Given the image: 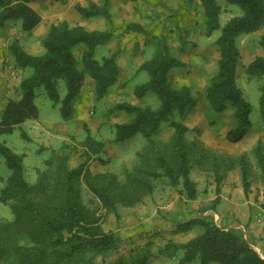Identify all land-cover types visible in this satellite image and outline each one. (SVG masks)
<instances>
[{"label": "rangeland", "instance_id": "1", "mask_svg": "<svg viewBox=\"0 0 264 264\" xmlns=\"http://www.w3.org/2000/svg\"><path fill=\"white\" fill-rule=\"evenodd\" d=\"M50 1L33 0L32 7L43 5L44 8L39 10L45 14V4L49 5ZM53 2L61 7L57 10L61 16L58 19L90 30L112 32L108 42L95 48L94 57L102 61L104 57L116 54L120 74L107 95L98 99L95 81L87 73L85 84L88 82V85H85L84 94L82 92L74 100L68 118L63 117L60 104L49 97L45 86L38 87L35 99L38 120L29 119L12 133L1 134L0 142L18 154H26L23 161L26 180L31 184H46L49 194L64 184L68 172H75L73 186L78 201L99 218L105 231H114L122 240L118 249L97 256L93 264H113L119 259L127 264H177L181 252L172 255L166 247L171 243H185L202 233L203 225L194 222L197 218L204 219L201 216L208 215L219 226L228 229L236 219L232 216L230 221L222 220L221 214H229L233 199L240 201L254 193L256 200L264 206V199H261L264 196L263 174L254 152L258 144H264V112L260 104L264 75H250L248 70L250 62L264 55L260 43L264 27L237 39L241 53L237 83L252 110L247 134L239 142L232 143L227 139V133L237 125L233 109L216 111L206 97V89L218 71L221 55L216 41L222 29L215 30L211 36L206 34L202 0H110L111 20L104 16L86 18L75 8L77 3L89 6L91 2L103 4L104 0ZM217 3L221 7V26L242 13L240 5L228 0H217ZM16 22L21 26L20 21ZM129 25H134V30H128ZM46 30V26L35 28L28 38H38L37 35H43ZM85 47V43L78 44L74 48L75 56L79 57ZM38 48L35 55L45 53L41 40ZM161 50L183 62V65L171 68L167 78L175 89L189 86L196 106L184 117L178 112L170 114L161 122L154 139L159 147L165 148L174 134L171 120L182 121L188 126L185 138L193 163L191 178L199 194L195 199H189L181 179L174 183L165 175L151 176V187L144 190L143 187L141 193L124 201L120 186L126 181L128 171L143 166L145 158L142 154L149 152L151 146L141 132L124 141H116V124L130 122L134 114L115 107L124 102L154 109L160 106V99L152 89L142 97L135 92L151 78L142 66L155 59ZM60 93L62 98L66 93L63 80L60 81ZM85 125L90 130V137ZM97 147L99 153L95 152ZM242 167L246 169L248 192L244 189ZM11 173L1 156L0 193ZM107 179H113L117 185L114 187V205L102 201L89 186V182L99 184ZM218 195L220 200L214 203ZM229 215L231 217V213ZM12 219L11 205L0 201V222ZM188 221L192 222L191 228L185 231L183 227Z\"/></svg>", "mask_w": 264, "mask_h": 264}, {"label": "trees", "instance_id": "2", "mask_svg": "<svg viewBox=\"0 0 264 264\" xmlns=\"http://www.w3.org/2000/svg\"><path fill=\"white\" fill-rule=\"evenodd\" d=\"M32 0H0V28L9 21H20L21 30L31 32L41 22L42 16L30 2ZM66 4L68 0H52ZM242 7V13L229 19L224 26L220 24L221 7L217 0H202L206 16L208 36L217 29H222L217 39L220 51L218 71L206 89V97L216 111L232 108L237 122L235 128L227 133V139L239 142L251 126V105L237 83V67L241 58L237 39L264 27V0H228ZM110 0L103 4L91 2L89 6L77 3L76 10L86 18L104 16L112 19ZM129 25L128 30H134ZM111 31L90 30L82 25H71L63 20L52 23L49 32L42 38L45 53H28L19 40L15 39L9 49L16 66L30 73L21 80L19 99H9L0 116V135L12 133L19 125L29 119L39 117L35 103L36 90L44 85L49 97L60 104L64 118L72 113V104L78 98L86 82L88 73L94 82L95 96L100 99L107 95L120 74L116 54L106 56L102 61L95 59V48L106 43L112 37ZM85 43L83 53L77 57L74 48ZM264 48V35L260 39ZM183 65V62L161 50L155 59L145 63L142 68L149 71V82L137 87L136 95L142 97L152 89L160 99L156 109L137 106L131 103H118L116 110H125L134 114L130 122L116 124V141H124L137 132H141L151 146L150 151L142 154L143 166L128 171L124 184L120 186L122 200L130 201L136 193L151 187V176L170 178L178 183L182 180L189 199H195L198 188L191 178L193 163L185 138L188 126L182 121L171 120L174 128L172 141L165 148L159 147L154 136L163 120L174 112L182 117L195 106L196 99L187 85L175 89L167 78L168 71ZM250 75H264V55L256 57L248 65ZM66 86L65 96L60 93V81ZM260 104L264 112V85L260 87ZM85 129L90 137L87 125ZM23 135H25L23 133ZM100 148L102 143H98ZM100 148H95L99 153ZM258 157L264 183V144L254 150ZM3 156L12 173L6 180L0 193V201L9 203L13 219L0 222V262L5 264H93L95 258L106 252L118 249L121 238L114 231H105L99 218L89 212L79 201L73 186V172H68L64 184L53 194L48 193V186L42 182L29 183L24 175L23 161L26 154H18L5 143L0 142V157ZM245 155L242 157L244 158ZM243 184L246 192L249 183L246 169L242 167ZM93 192L106 204L114 205L116 182L113 179L99 184L89 182ZM217 192H220L218 188ZM264 194V191H263ZM220 200L218 195L214 203ZM208 211V210H207ZM197 218L204 231L182 244H169L170 254L181 252L177 264H264V258L253 246L241 228H224L208 215ZM188 221L184 230L191 228ZM113 264H127L119 259Z\"/></svg>", "mask_w": 264, "mask_h": 264}, {"label": "crops", "instance_id": "3", "mask_svg": "<svg viewBox=\"0 0 264 264\" xmlns=\"http://www.w3.org/2000/svg\"><path fill=\"white\" fill-rule=\"evenodd\" d=\"M32 1L30 2L31 6ZM45 6V14H41L39 10L44 8L43 5L40 8H34L42 16L41 22L35 28L47 27L43 35H37L38 38H28L30 32L22 31L20 24L16 21H9L4 27L0 28V116L9 99H19L21 97L19 86L21 80L29 73L28 70L16 66L15 59L9 49L11 43L17 39L28 53L34 54V52L40 50L38 48L39 41L41 40L42 43V38L48 34L51 24L63 21V18H57L58 16L61 17L57 11L61 8L59 4L50 1V4H45ZM86 84L88 85V82ZM85 85L83 86V94ZM248 195V197L246 196L240 201L233 199L231 201V209L229 210L231 217L229 214L222 213L221 218L222 220L227 219L230 221L232 216L235 217V222L228 227L243 228L245 235L264 258V206L256 200L254 193H249ZM261 199H264V196Z\"/></svg>", "mask_w": 264, "mask_h": 264}]
</instances>
